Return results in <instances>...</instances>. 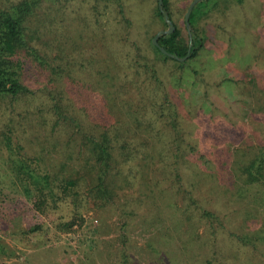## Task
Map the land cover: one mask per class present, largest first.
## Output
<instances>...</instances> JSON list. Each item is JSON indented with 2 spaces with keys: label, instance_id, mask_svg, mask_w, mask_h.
<instances>
[{
  "label": "rangeland",
  "instance_id": "374dc122",
  "mask_svg": "<svg viewBox=\"0 0 264 264\" xmlns=\"http://www.w3.org/2000/svg\"><path fill=\"white\" fill-rule=\"evenodd\" d=\"M16 1L0 0V8ZM121 1L132 23L127 32L114 0L98 1L100 29L91 24L96 15L93 0H43L27 21V43L39 54L38 58L32 53L20 56L22 79L31 92L11 103V98L0 97V131L11 124L25 156H41V166L47 170L62 175L79 171L80 190L36 209L22 188L11 185L5 176L8 207L0 209L5 250L0 264H264L263 185L244 184L240 173L264 152V0H210L197 22L204 30V47L182 68L155 55L150 42L169 28V22L188 35L184 16L193 0H169L167 25L154 14L155 0ZM108 40L126 42L121 48L138 54L136 59L156 70L159 81L148 73L142 75L139 105L130 102L139 93L129 92L132 87H125L113 101L103 89L99 95L111 99L117 118L128 128H133L132 113L138 106L146 113L150 89L159 99H168L165 107L172 105L178 112L187 161H178V179L171 170L174 164L166 165L172 157L157 161L154 151L160 145L155 146L151 133H146L134 145L139 152L154 155L148 158L149 166L138 172L142 159L116 166L105 181L112 190L107 201L90 190L96 179L84 159L61 167L64 133L50 132L53 101L48 102L46 93L63 88L71 110L87 101L95 106L87 93L92 95L100 87L99 76L89 73L98 65L86 57L93 52L95 58L106 56ZM52 69L60 75H52L54 82L48 83L44 73ZM91 81L86 93L80 86ZM91 110L85 114L89 129L96 122ZM106 115H102L105 120ZM155 128L164 139L171 137L169 128L160 123ZM55 139L58 143L52 147ZM172 201L182 208L169 209L166 205Z\"/></svg>",
  "mask_w": 264,
  "mask_h": 264
},
{
  "label": "trees",
  "instance_id": "16d2710c",
  "mask_svg": "<svg viewBox=\"0 0 264 264\" xmlns=\"http://www.w3.org/2000/svg\"><path fill=\"white\" fill-rule=\"evenodd\" d=\"M93 1L91 9H93L96 15L93 16L91 24L93 27L96 26L97 29H100L101 21L99 20V16L101 13L97 7L98 1L100 0ZM106 1L110 2V0ZM114 1L117 2L119 13L123 16V18H121L124 21L122 27L127 32L132 23L130 19L125 16L122 1ZM155 1L156 7L154 9V14L164 25H167L168 21L165 19L164 14L167 13L168 18L171 19L169 0H162L161 5H159L158 0ZM242 1L243 0H237V2ZM42 3L43 0H18L0 8V97L11 98L10 103L21 94L31 92L22 79L20 56L22 52L26 54L32 53L35 58L39 56L38 50L36 51L27 43L26 30L28 28L27 21L34 15L36 10L41 8ZM209 3L210 0H202L192 8L189 16L190 32L188 35L183 34L181 29L175 25L173 32L169 34L161 33L157 38L158 44L167 52L178 58L187 56L183 61L176 59L174 56L170 57L164 54L151 40L150 44L155 55H159L163 61L172 60L177 63L180 68L189 60L196 58L199 50L204 47L205 41L203 35L204 30L199 29L197 22L201 15L206 13L204 9H207ZM84 18L87 20V16ZM84 24L87 27L91 26L87 22H84ZM185 27L187 26L185 25ZM106 32L108 31L106 30ZM124 38L125 37L122 36L121 40H124ZM108 42L106 46L104 45V49L109 50V52L105 50V53H108L106 56L95 58L94 54H96V52H93L86 57V59L89 57L97 61L98 66L91 68L89 73L91 75L93 72L94 75L99 76V80H97L100 81V87L97 89L98 92H92V95L90 92L87 93V91H90V87L93 86V81L87 83V85H85L86 87L80 86L82 89L86 90L89 96L88 99H92L93 102H95V106H93L94 103H92L93 105H91L90 102L87 104V101L79 109L74 108L71 110V105L67 102L64 95L65 90L63 88L59 90L55 89V91L51 89L46 93L48 102L51 100L53 101L50 109H52L54 117L51 124H47V122L46 124L51 133L59 129L64 133V138L60 140L63 144L62 147L65 148L61 155L64 160L61 162V167L64 168L67 163H74L73 161L75 159L80 161L84 159V164L89 166V169L93 172L96 179V183L91 185L92 187L90 190H96L98 193L97 195L107 201L111 198L112 190L109 186L107 187L105 181L107 176L117 169L116 166L119 164L129 165L136 159L139 161L142 159L143 163L140 164V168L138 169V172H142L149 166L148 158L154 157V155L148 153V151L139 152L138 148L134 145L138 141H143L144 134L151 133L150 136L154 140L155 146L156 144L160 145L159 147L157 146L154 151L157 161L172 157L171 163H164L169 166L174 164L171 170L178 179H180V163L178 161L182 159L183 164L187 161L184 151L185 147H182L184 138L182 136V130L179 127L177 118L178 112L175 108H172V105L165 107V103H167L168 99H159L156 91L150 89L149 92L152 93L148 97L146 103L147 111L146 113L139 111L141 109V107L138 106L139 103H141V87L139 85L142 80H140V78L143 74L148 73L150 78L159 81L156 70L147 67L148 65L136 59L139 58L138 54L133 55L130 50L122 49L121 46H126V42H119V40H112L111 42L108 40ZM102 44H106V41L104 40ZM43 54L45 55L46 53ZM81 56H84L83 53ZM42 58L43 57H40V59ZM56 72L58 71L52 69L48 74L44 73V77L47 78L48 83L54 82L52 75H60ZM146 79H148V77ZM150 81L153 80L150 79ZM125 87L134 88V91H129L133 95L135 94V89L139 92L137 93L138 97L136 100L130 99V102L138 104V108L132 113L133 122L131 125L133 126L131 127L133 128L126 127L124 120L121 121V119L117 118L118 113L115 112V104H111L110 98H108L110 102H107L108 99H106L102 93L99 95V90L103 89L102 92L106 96H112V101L117 100V97L124 93L123 89ZM45 88L48 89V86H45ZM127 102L129 101L122 103L120 107H124ZM116 106L119 109L118 104H116ZM92 107L94 112L91 114L94 119L96 118V122H93V128L89 129L88 114L86 115L87 124L85 121V114L87 110L92 112ZM108 111L110 113H108ZM106 112L110 115H106ZM102 115H106V120L102 118ZM9 123H12L11 119H9ZM157 123L165 126V128H169V135L171 136L169 139H164L161 130L155 128ZM10 125L11 124H5L6 130L3 129L0 131V209H6L8 207V203L6 202L8 193L5 191L6 187L4 186L5 176L7 178L9 177L11 185L20 186L22 188L24 195H26L29 201L34 203L36 209H44L48 201L55 202L56 200H65L72 194L78 195L80 190L78 189L79 187L77 188L79 171L76 172V175L72 172L64 175L59 172H51L47 170L46 167L41 166V162L43 161L41 156H25V149L20 144L19 138L12 135ZM97 127L99 128L98 131L96 130ZM55 143H58L56 139L54 143L51 141V144H53L52 147H55ZM171 143H173V146L167 145ZM141 144L143 146L144 142ZM164 144L167 147H164ZM56 146H58V144H56ZM76 149L77 151H75ZM262 149H264V147H262ZM128 170L131 172L130 166H128ZM167 172V169H165L164 173L167 174ZM240 173L244 184L263 185V188L260 189V198L264 204V152L260 153V156L252 158L240 169ZM173 186L174 185H171L172 188ZM11 192H13L12 188ZM176 192L177 190L173 191V193ZM177 204V201H172L166 206L169 209H181L183 205L178 207ZM200 208L206 209L204 205H201ZM2 212L3 210H0V213ZM206 214L213 216L212 213L209 212H206ZM0 217L3 218V214H1ZM1 224L0 221V228L2 226ZM69 224L70 222L66 225L68 226ZM36 228L37 227L31 228L30 230L32 231ZM1 252L4 253L5 250L0 235V253Z\"/></svg>",
  "mask_w": 264,
  "mask_h": 264
},
{
  "label": "water",
  "instance_id": "95a60500",
  "mask_svg": "<svg viewBox=\"0 0 264 264\" xmlns=\"http://www.w3.org/2000/svg\"><path fill=\"white\" fill-rule=\"evenodd\" d=\"M198 1H200V0H193V1H191L190 2V4H189V6L187 7V10H186V12H185V16H184V21H185V24L186 25H189V16H190V13H191V10H192V8L194 7V5L198 2ZM158 2H159V5H161L162 4V0H158ZM164 17H165V19H167V17H168V14L167 13H165L164 14ZM174 29V25L171 23V22H169V28L167 29V30H160L155 36H154V38H153V43L164 53V54H166V55H168V56H174L176 59H179L180 61H183L187 56H185V57H183V58H178L177 56H175V55H172L171 53H169V52H167L162 46H160L159 44H158V42H157V38H158V36H159V34H161V33H170L172 30Z\"/></svg>",
  "mask_w": 264,
  "mask_h": 264
}]
</instances>
